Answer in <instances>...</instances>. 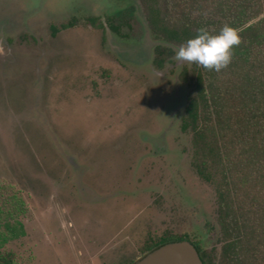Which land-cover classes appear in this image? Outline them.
<instances>
[{"label": "rangeland", "instance_id": "obj_1", "mask_svg": "<svg viewBox=\"0 0 264 264\" xmlns=\"http://www.w3.org/2000/svg\"><path fill=\"white\" fill-rule=\"evenodd\" d=\"M158 45L173 51L161 66ZM179 46L153 34L145 0H0V253L13 264H132L182 234L217 264L216 181L182 129L195 81Z\"/></svg>", "mask_w": 264, "mask_h": 264}, {"label": "trees", "instance_id": "obj_2", "mask_svg": "<svg viewBox=\"0 0 264 264\" xmlns=\"http://www.w3.org/2000/svg\"><path fill=\"white\" fill-rule=\"evenodd\" d=\"M165 4L162 12L156 0H145L151 31L164 42L181 45L202 28L217 33L225 24L241 38L231 63L220 72L194 64L195 95L186 106L182 129L190 128L201 146L198 174L216 181L223 239L217 264H264V0ZM72 26L68 22L60 29ZM109 27L118 31L111 20ZM57 31L52 27L53 34ZM155 52V63L161 66L173 51L158 45ZM177 239L194 243L204 264H213L189 234L165 235L148 250ZM13 263L11 256L0 253V264Z\"/></svg>", "mask_w": 264, "mask_h": 264}, {"label": "clouds", "instance_id": "obj_3", "mask_svg": "<svg viewBox=\"0 0 264 264\" xmlns=\"http://www.w3.org/2000/svg\"><path fill=\"white\" fill-rule=\"evenodd\" d=\"M240 43L237 30L230 25L225 24L217 33L202 28L178 47L175 59L220 72L231 63L233 49Z\"/></svg>", "mask_w": 264, "mask_h": 264}, {"label": "water", "instance_id": "obj_4", "mask_svg": "<svg viewBox=\"0 0 264 264\" xmlns=\"http://www.w3.org/2000/svg\"><path fill=\"white\" fill-rule=\"evenodd\" d=\"M132 264H204V262L191 241L179 239L146 252Z\"/></svg>", "mask_w": 264, "mask_h": 264}, {"label": "flooded vegetation", "instance_id": "obj_5", "mask_svg": "<svg viewBox=\"0 0 264 264\" xmlns=\"http://www.w3.org/2000/svg\"><path fill=\"white\" fill-rule=\"evenodd\" d=\"M61 26H62V25H61ZM52 27H55V26H52ZM52 27H51V33H52ZM56 28H58V27H56ZM68 28H69V27H68ZM65 29H67V28H65ZM59 30H60V28H59ZM57 32H58V31H57ZM57 32H56V33H57ZM56 33H55V34L52 33V34H53V35H56ZM160 238H162V237H159V239H160ZM159 239H158V240H159ZM177 240H179V239H177ZM154 241H156V240H152L150 243H148V244L145 246V250H144V253H143V254H145L146 252L150 251V250H148V246L151 245ZM168 242H169V241H168ZM193 244H194V243H193ZM161 245H162V244H161ZM194 245H195V244H194ZM153 249H154V248H153ZM151 250H152V249H151ZM197 250H198V249H197ZM198 251H199V250H198Z\"/></svg>", "mask_w": 264, "mask_h": 264}]
</instances>
